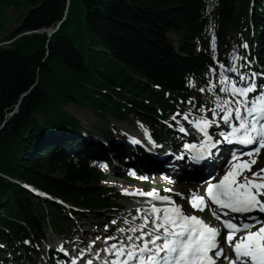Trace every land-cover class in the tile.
Here are the masks:
<instances>
[{"label":"trees","instance_id":"obj_1","mask_svg":"<svg viewBox=\"0 0 264 264\" xmlns=\"http://www.w3.org/2000/svg\"><path fill=\"white\" fill-rule=\"evenodd\" d=\"M81 1L85 20L75 17L73 0H0V7L20 12L21 23L9 34L8 40H15L0 46L3 262L8 249L15 258H32L47 240V227L66 234L72 225L69 215L76 212L23 185L78 210L121 206L119 192L103 185L107 176L95 162L104 151L80 144V122L64 105L89 108L102 118L133 116L166 141L175 132L161 120L171 110H197L212 100L209 84L231 67L227 49L233 39L240 52L253 24L264 47V0H255L253 15L249 7L254 0ZM59 20L51 36L40 32ZM170 32L178 37V49ZM255 53L264 66V50Z\"/></svg>","mask_w":264,"mask_h":264},{"label":"snow or ice","instance_id":"obj_2","mask_svg":"<svg viewBox=\"0 0 264 264\" xmlns=\"http://www.w3.org/2000/svg\"><path fill=\"white\" fill-rule=\"evenodd\" d=\"M212 39L214 41L215 37ZM215 47L213 43L212 48ZM212 59L215 60V55ZM220 67L224 66L221 64ZM230 71L237 70L231 68ZM221 76V85L230 84V96L235 99L218 96L216 108L209 110L211 118L201 115L199 119L190 120L189 123L193 124L197 135L202 138L198 140L199 148L197 142H186L183 148L189 152L192 163L200 164L214 155L211 149L218 151V146L224 143L253 147L248 151H230L224 166L215 175H210L206 182L205 194L208 199L196 192L190 196L179 193L182 199L189 201L187 211L172 196L160 195L155 189L149 193L138 192L167 203L160 207L151 204V211L145 210L142 217L144 223L138 226L139 234L128 236L120 242L119 247L115 243L110 246L115 257L112 264H218L221 259L228 261V264H264V168L252 171L255 159H241L244 156L251 158L253 153L259 154L264 149V88L255 82L241 86L235 79L223 73ZM243 79L244 75H241L240 80ZM220 90L229 91L223 86ZM200 91L203 92L204 88ZM200 111L204 112L205 109L201 108ZM183 115L187 120L188 113ZM212 127L218 129L221 139L209 133ZM180 131L188 132L184 127ZM184 155L182 151L177 158L183 159ZM221 172L223 175L216 180ZM132 174L135 175L134 170ZM165 191L170 192L172 189ZM209 203L217 206L210 211L221 221L222 228L206 222L193 211L203 212ZM225 209L229 211L225 212ZM123 231L118 229V232ZM105 239L115 240L116 237L106 236ZM221 240L232 249L231 258L221 246ZM61 251L64 249L61 248ZM72 264H76L75 259ZM87 264H92V260L89 259Z\"/></svg>","mask_w":264,"mask_h":264},{"label":"rangeland","instance_id":"obj_3","mask_svg":"<svg viewBox=\"0 0 264 264\" xmlns=\"http://www.w3.org/2000/svg\"><path fill=\"white\" fill-rule=\"evenodd\" d=\"M73 12L76 18L78 19H82L85 20L86 17V12L87 9L84 6L83 2L81 0H73ZM19 11L15 8V7H11V8H4V7H0V45L2 47H7L9 46L8 44H6L8 42V37L10 32L14 31L15 29H17L20 26V19H19ZM169 37L171 38V41L173 42L174 46L176 48H178V37L176 35H170ZM86 45L89 46L90 42L88 39H86L85 41ZM233 46L230 47L229 50H232ZM241 59H238V62L236 60V64L237 67H239ZM244 60L241 61V63H243ZM234 79V78H233ZM64 109L73 117L77 118L81 125L82 128H84L85 130H89L92 133H100V134H104L106 137H112V135L115 134H127L130 135L133 134L132 136L136 137H141L140 132L143 133L145 132L144 128L141 126L140 123L135 122H120V121H116L113 117L111 116H105L104 118L96 115L95 113L91 112L88 109L85 108H81V107H77L74 104H67L64 105ZM217 111H219V109H217ZM179 125L181 123V121H178ZM125 128L126 130H129V132L123 130L122 128ZM131 128V130H130ZM121 129V130H120ZM133 130V131H132ZM117 131V132H116ZM119 132V133H118ZM135 133V134H134ZM264 161V157L262 158V162ZM261 162V165H262ZM106 165V167H105ZM105 170H107V182L105 183L108 186H116L118 188V190L123 193L124 195L127 194L132 188L131 186H136L137 188H143L146 187L147 184L142 183L139 184L138 182L135 181H140V180H136L134 178H132L131 176L126 177L125 176V170L122 169V166L119 164L117 159H111L108 162H105L103 164ZM162 168V166H159ZM262 167L264 168V163L262 165ZM127 178V179H126ZM156 181L160 182L161 187L163 188V190L165 191L166 189H172L171 184H169L170 180H166V181H162L161 179H156ZM176 183L179 184V180H176ZM149 184H153V182H149ZM181 185H185V183H181L180 185H176V188H173L174 190H181V193L183 191H187L189 189L186 190L187 186L184 188H180ZM134 189L133 191H138ZM192 188V186H191ZM172 189V191H173ZM133 191L130 192V195L133 193ZM171 192V191H170ZM169 191H165L166 194L170 193ZM190 192V191H189ZM135 195V194H133ZM132 195V197H133ZM170 195V194H169ZM136 196V195H135ZM180 196V195H179ZM126 197V196H125ZM135 200L136 198H132V201L130 200H125V208L123 210H119V209H108L105 211H102L101 213H82L83 216H81L80 220L77 221V223L75 225H73V230H72V241H71V245H69V248L71 249L73 246H77V243H73L75 239H78L79 237H77V234H81L82 232H85L86 236H88L87 232H94L96 231V236H102L103 238H105L107 235L104 234L106 228L105 226L107 225V227L113 226L115 228V235H118V227H120L121 229H123V226L117 225L118 227H116L115 223L121 222L123 219H121L120 215H123L122 217H127L128 215L126 214L127 211H129V209H131V207L135 206ZM183 202V201H182ZM188 202V201H185ZM190 205L187 207L189 208ZM118 216H120L118 218ZM98 221H103L104 224L103 225H97ZM113 221H115V223H113ZM117 221V222H116ZM81 223V224H80ZM80 224V225H78ZM120 224V223H119ZM77 229V231H76ZM87 231V232H86ZM124 233V232H123ZM90 234V233H89ZM86 236L84 235V238H86ZM117 237H121L122 239L125 238V235L121 233V236H117ZM81 239V237L79 238ZM63 237L62 236H53L50 235L49 236V248H59V244L63 243ZM87 240H89V238H87ZM43 250L45 251V247H43ZM37 263H41V264H46L45 259L41 257H37L35 260ZM23 264H30V261L28 260H23L22 261Z\"/></svg>","mask_w":264,"mask_h":264},{"label":"bare ground","instance_id":"obj_4","mask_svg":"<svg viewBox=\"0 0 264 264\" xmlns=\"http://www.w3.org/2000/svg\"><path fill=\"white\" fill-rule=\"evenodd\" d=\"M252 2V1H251ZM170 35H175L174 33L170 32L169 33ZM246 42H248L247 40H244L242 42V44H245ZM250 43V42H249ZM257 47L256 46H248V49H256ZM249 55H251L249 53ZM141 136V134L139 135ZM132 137H135L137 138L136 136H132ZM152 153H154L156 156H157V159H155L154 157H152ZM150 152V151H147L145 152V154L143 156H140L138 155V163H143L144 162V159L147 158V161L149 163V165L151 166V169L150 170H159V166H162V168L160 169H164L168 172H173L175 168H178V167H183V166H186L188 167L186 161L188 160V155L189 154H185L187 155V157L184 155V158L183 159H180V160H177V161H173L172 162V165L171 167H167L165 164V162L163 161L162 163L160 162V155L158 153L157 150H154L153 152ZM181 151H178V154L180 155ZM143 167V166H142ZM217 171V169L215 170ZM169 177L172 178L173 180V183L176 182V180L178 179L177 176L175 175H172V174H169ZM145 183V182H144ZM181 183H185V185H181L180 188H184L187 186L186 190L189 189L188 191V196H190V194L192 192H196L199 194V189L198 187L196 186L195 183L193 182H187V181H184V182H180L179 184L176 183V185H180ZM147 184V183H145ZM192 186V188H191ZM147 187V185H146ZM146 187H143V188H146ZM176 188V186H175ZM137 190H139V188H137ZM138 191H133V194L134 197L136 198L135 200V206L131 207V209H129V211H127V217H122L121 216V219H123L121 222H119L118 220V223L117 225H120V226H123V229H124V233L122 232V235L124 234L125 235V238L126 239L128 236H133L135 237L136 234L135 232L132 231V229L134 227H138L139 225L143 224L144 223V220L142 219V217L145 215V210L147 211H151V202H153V204H155L156 206L160 207L161 205L165 204L159 200H149L147 199L145 196H142L140 194H137ZM179 193H181V190H174L171 192V194L169 196H172L174 200H177L180 196L178 195ZM185 201H188V200H183V202L181 203H178V204H182L185 208V210H189V208H187L189 206V202H185ZM194 211V210H193ZM138 214V215H137ZM120 223V224H119ZM87 232V231H86ZM88 233V236H86L85 232H82L81 234H77L78 236L77 237H81V239H76V242L79 244V245H82L83 246H86V248L88 249L90 247V243L91 241H94V232H87ZM90 233V234H89ZM84 235L86 236V238H84ZM87 238H89V240H87ZM124 239H122L121 237H116L115 240H113L112 242L117 244V247L120 246V242L123 241ZM101 239H98V241H101ZM97 245V244H96ZM99 247L102 248V251L105 252V253H112L111 250H110V246H109V243L108 242H100V245Z\"/></svg>","mask_w":264,"mask_h":264},{"label":"water","instance_id":"obj_5","mask_svg":"<svg viewBox=\"0 0 264 264\" xmlns=\"http://www.w3.org/2000/svg\"><path fill=\"white\" fill-rule=\"evenodd\" d=\"M25 95H26V93L22 95L21 99H22Z\"/></svg>","mask_w":264,"mask_h":264}]
</instances>
